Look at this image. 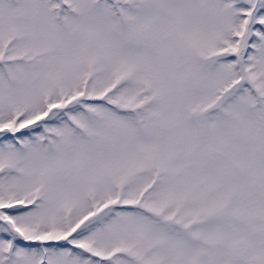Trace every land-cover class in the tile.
<instances>
[{"label":"snow or ice","instance_id":"obj_1","mask_svg":"<svg viewBox=\"0 0 264 264\" xmlns=\"http://www.w3.org/2000/svg\"><path fill=\"white\" fill-rule=\"evenodd\" d=\"M0 264H264V0H0Z\"/></svg>","mask_w":264,"mask_h":264}]
</instances>
